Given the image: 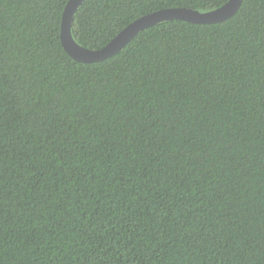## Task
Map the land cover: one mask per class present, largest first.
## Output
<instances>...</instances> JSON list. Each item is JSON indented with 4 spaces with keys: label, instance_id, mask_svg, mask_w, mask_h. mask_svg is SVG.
Listing matches in <instances>:
<instances>
[{
    "label": "trees",
    "instance_id": "16d2710c",
    "mask_svg": "<svg viewBox=\"0 0 264 264\" xmlns=\"http://www.w3.org/2000/svg\"><path fill=\"white\" fill-rule=\"evenodd\" d=\"M68 0H0V264H264V0L86 63ZM226 0H84L71 34Z\"/></svg>",
    "mask_w": 264,
    "mask_h": 264
},
{
    "label": "water",
    "instance_id": "95a60500",
    "mask_svg": "<svg viewBox=\"0 0 264 264\" xmlns=\"http://www.w3.org/2000/svg\"><path fill=\"white\" fill-rule=\"evenodd\" d=\"M84 0H68L60 19V42L64 50L76 61L92 63L106 59L117 53L139 31L156 23L180 19L191 23H215L231 17L240 7L242 0H226L222 5L207 11H199L186 7L162 8L131 21L114 37L100 48L90 49L79 45L71 34L74 14Z\"/></svg>",
    "mask_w": 264,
    "mask_h": 264
}]
</instances>
